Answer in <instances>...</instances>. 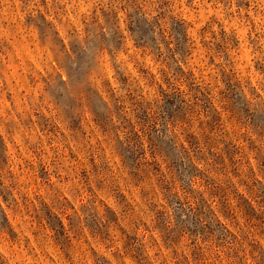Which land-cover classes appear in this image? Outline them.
Returning <instances> with one entry per match:
<instances>
[{"label": "rangeland", "instance_id": "1", "mask_svg": "<svg viewBox=\"0 0 264 264\" xmlns=\"http://www.w3.org/2000/svg\"><path fill=\"white\" fill-rule=\"evenodd\" d=\"M0 264H264V0H0Z\"/></svg>", "mask_w": 264, "mask_h": 264}]
</instances>
